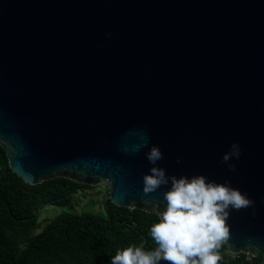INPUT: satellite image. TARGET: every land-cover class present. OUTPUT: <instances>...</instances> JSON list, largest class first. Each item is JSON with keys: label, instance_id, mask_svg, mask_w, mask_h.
Returning <instances> with one entry per match:
<instances>
[{"label": "water", "instance_id": "1", "mask_svg": "<svg viewBox=\"0 0 264 264\" xmlns=\"http://www.w3.org/2000/svg\"><path fill=\"white\" fill-rule=\"evenodd\" d=\"M233 143L235 172L221 163ZM153 145L169 177L230 182L254 201L230 211L223 247L264 257V0H0L12 173L103 186L114 206L157 216L170 183L143 193Z\"/></svg>", "mask_w": 264, "mask_h": 264}, {"label": "trees", "instance_id": "2", "mask_svg": "<svg viewBox=\"0 0 264 264\" xmlns=\"http://www.w3.org/2000/svg\"><path fill=\"white\" fill-rule=\"evenodd\" d=\"M87 189L95 188L64 178L25 184L11 172L0 147V264H111L117 250L155 246L149 232L158 216L114 206L107 190L102 213L66 210L35 233L42 207H67ZM218 251V264H264L262 256L230 255L224 247Z\"/></svg>", "mask_w": 264, "mask_h": 264}, {"label": "clouds", "instance_id": "3", "mask_svg": "<svg viewBox=\"0 0 264 264\" xmlns=\"http://www.w3.org/2000/svg\"><path fill=\"white\" fill-rule=\"evenodd\" d=\"M141 146L147 147V136L143 137ZM240 155V145L233 143L221 163L235 172V165L229 162L239 159ZM146 158L154 166L150 174L143 176L144 195L170 183L163 192L166 206L162 212H157L158 221L151 225L149 232L155 246L146 250L141 243L117 250L111 264H161V261L165 264H218L222 259L218 250L230 239L227 224L230 211L253 207L254 201L231 187L230 182L209 181L204 175L169 177L163 167L155 166L163 159L158 146H151ZM176 162L179 164L180 158Z\"/></svg>", "mask_w": 264, "mask_h": 264}, {"label": "rangeland", "instance_id": "4", "mask_svg": "<svg viewBox=\"0 0 264 264\" xmlns=\"http://www.w3.org/2000/svg\"><path fill=\"white\" fill-rule=\"evenodd\" d=\"M95 189H87L75 195L73 201L67 207L46 205L38 211L37 229L35 233H39L42 228L56 215L63 211H71L74 213L103 212V200L106 197V188L103 186L93 187Z\"/></svg>", "mask_w": 264, "mask_h": 264}]
</instances>
